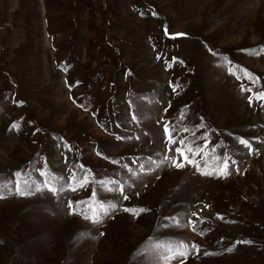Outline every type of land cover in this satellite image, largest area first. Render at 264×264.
Returning a JSON list of instances; mask_svg holds the SVG:
<instances>
[{"label": "rangeland", "instance_id": "rangeland-1", "mask_svg": "<svg viewBox=\"0 0 264 264\" xmlns=\"http://www.w3.org/2000/svg\"><path fill=\"white\" fill-rule=\"evenodd\" d=\"M257 93L264 0H0V264H264Z\"/></svg>", "mask_w": 264, "mask_h": 264}, {"label": "snow or ice", "instance_id": "snow-or-ice-1", "mask_svg": "<svg viewBox=\"0 0 264 264\" xmlns=\"http://www.w3.org/2000/svg\"><path fill=\"white\" fill-rule=\"evenodd\" d=\"M179 35H182V34H179ZM229 63H231V61H229ZM246 75H248L249 79H253V76H252L251 73H246ZM256 79H259V78L257 77ZM245 91H251V89H246ZM256 98L259 99V100H264V93H257L256 94ZM249 100H251V97H249ZM14 127H16V126L14 125ZM164 131L166 133H168V139H169L170 143H172V144L177 143V141L173 138V136H172L167 124L164 125ZM185 131H187V129H185ZM179 142L183 143L182 140L179 141ZM239 142H240V144L244 145L249 150L252 149V145H251V143L248 140L240 139ZM176 151L180 152L181 155L183 156L184 160L188 161V163H195V161L190 160L188 155L185 154L184 149L177 148ZM188 151L191 152L192 151L191 148H189ZM222 163H223V168L219 170V174L226 176L228 174L229 161H228V159H224L222 161ZM183 166L184 165L181 164V163H178V162L175 163V167H177V168H180V167H183ZM81 167H83V166H81ZM205 174L207 175V174H210V173H205ZM19 175H20V173H17V176H19ZM73 179L75 180V177H73ZM84 179H85V182H86L87 177H85ZM81 186H83V184H81ZM50 190L55 192L58 189H56L54 187H51ZM73 190H75V189H73ZM120 190L123 191V188L121 187ZM17 192H18L19 195H22V196H27V195H31L32 194L31 192L20 190L18 185H17ZM0 198H2V197H0ZM124 199H128V197L125 196ZM101 207L103 208V205H101ZM124 211L125 212H132V213L136 214V210L135 209L125 208ZM140 211L142 212V211H144V209H141ZM106 212H107V209H105V214H106ZM97 216H98V213L93 211V215H92L91 219L93 220L94 223L100 222L97 219ZM86 218H88V217H86ZM177 223H179V222L177 221ZM193 230H195V229H193ZM244 243H250V241H245ZM190 247L192 249L198 250V248H197V246L195 244H192ZM188 249H189V245L188 244H183V243L178 245L175 248H169L168 252L170 253V255L165 256V264H168L169 260L175 259L177 256H179V257L186 256L187 252H188ZM232 250L233 249H231V248L228 249V251H232Z\"/></svg>", "mask_w": 264, "mask_h": 264}]
</instances>
